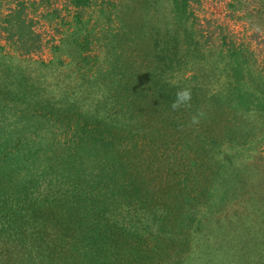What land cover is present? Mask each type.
<instances>
[{"label": "rangeland", "instance_id": "374dc122", "mask_svg": "<svg viewBox=\"0 0 264 264\" xmlns=\"http://www.w3.org/2000/svg\"><path fill=\"white\" fill-rule=\"evenodd\" d=\"M179 2L0 0V145L28 111L42 120L37 100L53 114L62 96L87 139L112 142L97 178L90 163L71 169L100 216L78 229L41 217L67 195L51 175L44 225L10 211L0 264H264V0ZM184 88L190 103L173 109Z\"/></svg>", "mask_w": 264, "mask_h": 264}, {"label": "trees", "instance_id": "16d2710c", "mask_svg": "<svg viewBox=\"0 0 264 264\" xmlns=\"http://www.w3.org/2000/svg\"><path fill=\"white\" fill-rule=\"evenodd\" d=\"M92 1L93 0H72V4L80 8L84 5H90ZM172 1L176 6L180 3L179 0ZM182 2L185 6L189 0H182ZM133 10L134 8L132 11ZM142 11L145 13L141 14L143 18L142 23L144 24L143 27H145L150 22V19L147 20L148 18L146 17L144 20V17L150 16L153 10L151 6L142 5ZM123 13L128 14L125 11H123ZM11 17L12 13L5 18L4 22H6V25L4 28L7 29L6 26H11L13 30L15 19H11ZM144 21H146V23H144ZM14 34L19 35V33ZM30 34V32H27L26 35L30 36ZM19 36V40H22L24 37L22 33H20ZM17 80L18 79H15V81ZM128 84L126 91L120 93V95L126 94V98H132L133 88L136 87V84L130 81H128ZM238 91L243 90L242 88H238ZM10 94L11 96L17 95L16 93ZM26 96L27 95L21 97V101L25 104L32 103ZM224 97V93L219 94L221 101ZM43 101L37 100V105L40 106L41 109L38 108L42 120L34 118L35 113L28 111V114L22 118L23 126L21 130H15L13 134L4 136L3 140L6 142L0 145V235L8 233L10 230L18 231L17 222L12 218V215H10V211H23L21 214L19 212L20 219H26L27 222L36 221L38 226L35 225V227L38 229L42 227L41 225H44V223H39V217L35 216H41L38 212H40L41 207L45 206L46 203L50 201L51 195H40L38 187L42 181L48 179L51 175H56L51 188L59 190L62 187L61 184H66L68 188L63 186L62 189H66L65 193H67L68 197L66 195L63 201L58 198H51L53 204L49 209H44L46 213L41 217L47 220L52 218L54 225H56L57 222L58 224L62 222L63 225L65 224L69 228L76 227L78 229L83 228L86 224L85 220L89 218L87 215L88 213L91 214L93 220L95 217L100 216L99 204L95 202L89 203L87 198L88 192L85 190L87 187H85L79 179L81 177L80 170H78L77 174L73 170L71 171V169L73 166H78V163L81 166L85 162L88 164L90 163L92 165L91 170H95L97 178V170L100 168V165L93 159H96V156L101 154L99 151L103 147H108V145L111 146L112 142L108 141L109 144L106 143V141L103 140V133H101L100 130L96 134L89 132L90 138L87 139L83 131L79 129L80 119L77 113L70 110V108L65 109L69 101H66L63 96L62 99L59 100L60 103H54L55 106L52 105L55 108L53 114L43 109L48 107V103ZM134 102L132 98L131 105ZM40 103L41 105H39ZM63 110H66V112L61 115ZM82 113H80L81 117L83 116ZM127 113H130V110ZM49 114L55 117L53 123H48L49 117L45 118L49 116ZM37 121L39 123L35 124ZM49 124L52 125L49 126ZM29 133L35 136V138L29 137ZM168 153L169 151L166 149L165 154ZM152 156L153 155H148L147 159L150 164L154 166L156 161L154 162ZM37 163L47 164V169H44V171H37ZM81 170H83V168H81ZM59 177L63 180V183L60 182ZM78 190L80 191L79 193ZM126 196L135 198V189H129L128 192L126 191ZM99 198L101 197L99 196ZM47 209L48 211H46ZM107 210L111 211L112 209ZM51 216H54V218ZM82 217L85 220L82 219ZM21 240H26V237L22 236Z\"/></svg>", "mask_w": 264, "mask_h": 264}, {"label": "clouds", "instance_id": "9594fccd", "mask_svg": "<svg viewBox=\"0 0 264 264\" xmlns=\"http://www.w3.org/2000/svg\"><path fill=\"white\" fill-rule=\"evenodd\" d=\"M192 93L188 88L181 89L176 93V99L172 103L173 109H178L181 106H187L191 101Z\"/></svg>", "mask_w": 264, "mask_h": 264}]
</instances>
